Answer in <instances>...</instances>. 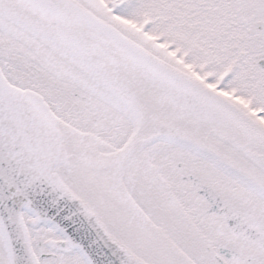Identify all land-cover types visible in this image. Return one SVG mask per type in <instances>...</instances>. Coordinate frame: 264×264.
<instances>
[{
	"label": "snow or ice",
	"instance_id": "1",
	"mask_svg": "<svg viewBox=\"0 0 264 264\" xmlns=\"http://www.w3.org/2000/svg\"><path fill=\"white\" fill-rule=\"evenodd\" d=\"M0 264H264V0H0Z\"/></svg>",
	"mask_w": 264,
	"mask_h": 264
}]
</instances>
